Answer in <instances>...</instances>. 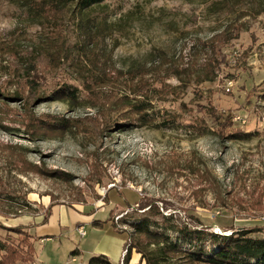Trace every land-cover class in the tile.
Listing matches in <instances>:
<instances>
[{
    "label": "rangeland",
    "instance_id": "rangeland-1",
    "mask_svg": "<svg viewBox=\"0 0 264 264\" xmlns=\"http://www.w3.org/2000/svg\"><path fill=\"white\" fill-rule=\"evenodd\" d=\"M214 1L105 0L92 15L98 20L112 22L133 9L141 15L123 29L102 23L97 67L114 74L163 50L200 75L206 56L190 44L232 18L213 13ZM28 5L0 0V264H30L23 242L28 232L9 219L39 211L42 201L109 206L114 222L146 219L164 226L169 222L162 216L171 214L172 223L218 235L260 227L254 235L264 237V13L244 18L239 37L222 48L226 63L215 81L187 85L170 75L160 94L152 93L149 114L168 126H142L128 114L127 127L117 131L112 101L97 111L56 99L67 88L79 101L88 94L75 69L77 34L68 16L36 20ZM61 49L72 52L58 59ZM208 110L232 118L223 122ZM63 118L73 127L59 137L53 123ZM232 135L237 139L229 140ZM167 236L188 248L183 235Z\"/></svg>",
    "mask_w": 264,
    "mask_h": 264
},
{
    "label": "trees",
    "instance_id": "trees-1",
    "mask_svg": "<svg viewBox=\"0 0 264 264\" xmlns=\"http://www.w3.org/2000/svg\"><path fill=\"white\" fill-rule=\"evenodd\" d=\"M104 1L40 0L38 3V1L29 0L30 5L26 7V11L31 18L36 20L55 19V14L58 13L72 19L74 31L78 38L73 46V49L77 51L75 69L79 73L78 80L83 90L87 91L88 94L84 101H79L78 95L72 89L67 88L62 90L56 99L62 100L61 98H63L70 105L77 107L85 104L97 111L104 107L107 102L112 101L115 108L119 109H116L119 116L115 120V122H119L117 131L127 127L124 122L130 120L128 114L136 115L134 120L142 126L150 125L155 128L168 126L165 125L164 120L152 118L149 114V110L152 108L150 101L152 93L160 94L164 79L170 75L176 77L180 82H186L187 85L190 82L200 84L215 81L217 70L221 64L226 63V54L223 53L222 48L239 37L246 24L243 21L244 18H254L264 13V0H215L212 3L210 8L213 9V13L226 12L232 15V18L220 31L205 40L198 39L189 46L191 51L205 54L206 61L201 69L202 72L205 70L204 75L201 74L202 72L200 75H195L197 69L190 64L184 62L179 64L170 60V57L163 50H158L150 62L127 69H112L114 74H111V67L108 68L109 71L107 72V67L100 69L96 65L99 57L97 52L99 40L97 38L101 32V25L102 23L113 24V26L117 25L123 29L126 24L138 20L141 11L140 9L128 10L112 22L106 19L98 20L92 15L94 10L102 6ZM66 50L72 52L70 49ZM66 50H57L56 57L58 59L66 58ZM107 58L106 60H109L110 57L107 55ZM183 58L181 56V59ZM97 71H101V73L98 74ZM5 98L9 97L6 96ZM208 114L217 120L224 118L223 122H230L232 118L231 116L220 118L216 116L214 110H210ZM53 126L57 127L59 137L65 136L73 127L68 118L57 119ZM37 131V129L34 130V132ZM217 137L220 135L218 134ZM230 139H237V136H229ZM122 201V203H126L125 199ZM136 203L139 204V202ZM126 205L131 206L130 203H126ZM141 206L143 209L148 206V210L154 213V205L145 204ZM158 214L154 213L153 215ZM162 220L165 221V224L166 222L169 224L161 226L155 221L151 223L146 219L114 222L111 218L112 225L116 230L121 234L125 233L129 240L124 264H126L132 250L140 253L145 264H264V237L254 235L261 232L260 227L243 228L233 231L230 235H218L203 229H191L187 225L172 223L170 221L171 214L162 216ZM198 222L201 223V221ZM118 224L128 225L131 232L120 229ZM169 232L183 235L188 248L169 242L167 236ZM26 234L28 237L23 242L28 240L29 258L32 261L34 249L30 242L31 235ZM204 238L207 239L209 247H205ZM88 262L89 264H111L103 255L91 257Z\"/></svg>",
    "mask_w": 264,
    "mask_h": 264
},
{
    "label": "crops",
    "instance_id": "crops-1",
    "mask_svg": "<svg viewBox=\"0 0 264 264\" xmlns=\"http://www.w3.org/2000/svg\"><path fill=\"white\" fill-rule=\"evenodd\" d=\"M107 208L92 210L42 201L39 211L9 220L11 225H23L31 235L34 253L30 264H89V259L98 255L119 264L128 239L112 225L111 208ZM80 227L85 231L83 236L78 232ZM126 264L145 261L132 250Z\"/></svg>",
    "mask_w": 264,
    "mask_h": 264
},
{
    "label": "built area",
    "instance_id": "built-area-1",
    "mask_svg": "<svg viewBox=\"0 0 264 264\" xmlns=\"http://www.w3.org/2000/svg\"><path fill=\"white\" fill-rule=\"evenodd\" d=\"M227 90H228V88H227ZM118 227H120V226L118 225ZM78 232H79V234L81 236L85 235V231L81 227L78 229ZM128 244H129V240H127V242H126L125 248H124V250L122 252V259H121L119 264H124V257H125V255L127 254V251H128Z\"/></svg>",
    "mask_w": 264,
    "mask_h": 264
}]
</instances>
